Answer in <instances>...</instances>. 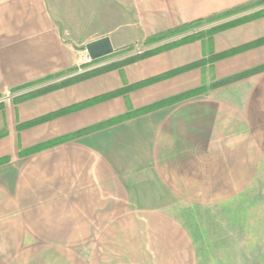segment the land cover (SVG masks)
I'll return each mask as SVG.
<instances>
[{
    "label": "crops",
    "instance_id": "0c3cea01",
    "mask_svg": "<svg viewBox=\"0 0 264 264\" xmlns=\"http://www.w3.org/2000/svg\"><path fill=\"white\" fill-rule=\"evenodd\" d=\"M254 1L0 0V98L19 95L0 109V264H264V71L30 152L195 91L202 68L45 119L264 39V16L67 83L89 68L85 45ZM212 66L218 80L261 68L264 44Z\"/></svg>",
    "mask_w": 264,
    "mask_h": 264
},
{
    "label": "trees",
    "instance_id": "16d2710c",
    "mask_svg": "<svg viewBox=\"0 0 264 264\" xmlns=\"http://www.w3.org/2000/svg\"><path fill=\"white\" fill-rule=\"evenodd\" d=\"M264 4V0H257V1H254L252 3H249L247 5H244V6H240V7H237V8H234L232 10H229V11H225L223 13H220V14H216V15H213V16H209L205 19H200V20H197V21H193L191 23H187V24H183L177 28H174L172 30H168L167 32H164V33H161V34H158V35H155L153 37H150L148 38L145 42L146 43H154V42H157V41H160V40H165V39H168V38H171V37H175V36H180V35H183V37H181V39H178L177 41H174V42H171L170 44H167L159 49H157V51L155 50L154 53H157V52H162V51H166V50H169V49H172V48H175V47H178V46H181V45H184V44H187L189 42H193V41H211V39L213 38V36L219 32H222V31H225V30H228L229 28H232V27H236L238 25H241V24H244L246 22H249L251 20H254V19H257V18H260V17H263L264 16V7H259L253 14H249V15H244L242 17H239V18H236L234 20H231L227 23H224V24H220V25H217L216 26H213V27H210V28H205L204 29H198V28H201V27H204L205 25L207 24H210V23H214L216 22L218 19H220L221 17H225V16H230V15H233V14H237L239 12H242L246 9H250L252 7H256V6H260V5H263ZM194 29H198V31H196L195 33H188L190 32L191 30H194ZM264 44V39H260L259 41L253 43V44H250V45H247V46H244V47H240V48H237V49H233V50H230L227 51V52H223V53H220V54H216V55H212L210 57V62L213 63V62H216L220 59H223V58H226V57H229L235 53H239L246 49H249V48H252L254 46H259V45H263ZM152 53H149L147 55H150ZM143 57H132L131 59H128L127 61L123 62L121 65H115V67L113 68H107L106 66L103 67V69H95V70H91L87 73H84L83 75L81 76H78V77H72L71 79L67 80V83H70V82H75V81H79V80H85L86 78H89V77H93V76H96L100 73H103V72H106V71H109V70H112V69H115V68H118L116 70H120L122 67L126 66L127 64H130L132 62H135L136 60L138 59H141ZM205 64V61L204 59L195 63L194 65H189V66H185L184 68L182 69H178V70H175V71H171L169 73H166L164 75H161L159 76L158 78H155V79H152V80H146L144 82H141V83H138V84H135V85H132V86H129V87H126L124 89H122V91H116V92H112V93H108V94H104L102 96H99L97 98H94V99H91V100H88L77 106H74V108H70L68 110H64V111H60L58 113H55V114H51L49 115L48 117H46L45 119L47 120H50L56 116H60V115H63L67 112H71V111H75V110H79V109H82V108H86L88 106H93L95 104L98 105V103H101V102H104V101H107V100H110L112 98H115L117 96H121L123 95L124 93H127L129 91H134L136 89H139V88H142L144 86H147V85H150L154 82H157V81H160V80H163V79H167L170 77H173V76H176L182 72H186V71H189V70H192V69H196V68H202L203 65ZM261 71H264V66L261 67V68H258V69H255V70H252L250 72H245V73H241L239 75H236V76H233V77H230L228 79H225L223 81H221L220 83H217L215 85H212L211 87H209V89H213L217 86H223V85H226L228 83H231L233 81H236V80H239V79H242L246 76H250L252 74H255L257 72H261ZM52 88V87H51ZM49 88V89H51ZM47 89V90H49ZM205 89L203 87L201 88H198V89H195L192 90V91H189L183 95H180V96H177V97H173L171 99H167L165 101H162V102H159V104H153L151 106H148V107H145V108H142V109H139V110H135V111H132L130 113H128L127 115L123 116L122 117H119V118H114L112 120H109L107 122H104V123H101L99 125H96V126H93V127H90V128H87L84 129V130H81V131H77L71 135H68L66 137H63V138H59V139H56V140H53L48 143H45L43 145H39L38 147L32 149L30 152L33 153V152H37V151H40V150H43V149H46V148H49V147H52L54 145H58V144H63V142H66V141H69V140H73V139H76L78 137H81V136H84L86 134H89V133H92L94 131H99L101 129H104V128H107L109 126H112V125H115V124H118V123H121L125 120H128L132 117L135 118V116H139V115H143V114H146L152 110H155V109H158V108H162L164 106H168L172 103H175V102H178V101H181V100H184V99H187V98H190V97H193V96H196V95H199L201 93H204L206 91H204ZM36 93H28L25 95V97H31V96H34ZM31 124H35L34 123H31ZM29 124V125H31ZM29 125H23L22 127H26V126H29ZM4 136V133L0 134V138ZM5 162V160H1L0 161V164Z\"/></svg>",
    "mask_w": 264,
    "mask_h": 264
},
{
    "label": "rangeland",
    "instance_id": "374dc122",
    "mask_svg": "<svg viewBox=\"0 0 264 264\" xmlns=\"http://www.w3.org/2000/svg\"><path fill=\"white\" fill-rule=\"evenodd\" d=\"M259 7H264V4L260 5V6L253 7V9L251 7L250 9H246V10H244L242 12L237 13V14L221 17L216 22L207 24L204 27H201V28H198V29L199 30L200 29H204L205 30V28L207 29V28H210V27H213V26L217 27V25L227 23V22H229L231 20H234L236 18L242 17L244 15L253 14ZM198 29L191 30L188 33H192V32L195 33L196 31H198ZM183 36H184V34L180 35V36L171 37V38H168V39H165V40H160V41H157V42H154V43H146L145 42L147 40L146 39V40H143L141 42L128 44L125 47H122V48H119V49H114V53L112 55H110L108 57H105L103 59H100L98 61H94L93 62L90 59H88L87 60L88 62L85 64L86 66H83V67L81 66V68L89 67L88 69L95 70V69H101V68L103 69V67L106 66L109 69V68L115 67V65H118V64L121 65L123 62L127 61L128 59H131L132 57H139L140 56V57H143L141 59H144L146 57H150V56H152L154 54L160 53V52L154 53V51L155 50L157 51V49H159V48H161V47H163V46H165L167 44H170L171 42H174V41H177L178 39H181V37H183ZM149 53H152V54L147 55ZM210 57L211 56L207 55V57L204 58L205 64L202 67V69H203V78L202 79H203L204 84L201 87H203L205 89L204 91L209 90V87H211L212 85H215V84L220 83L221 81H223V80H218V78H217L218 76L215 73V68H214V66H212L213 63H215V62L211 63L210 62ZM138 60H140V59H138ZM115 69H118V68H115ZM115 69H112V70H115ZM91 70H89V71H91ZM74 74L75 73H73V75ZM78 76H81V75H77V76H73V77H78ZM63 79H64L63 77L54 78V79L48 80V82L46 81L45 83L51 84L53 82H58V81L59 82L60 81L63 82ZM38 86H40V85H38ZM38 89L39 88L34 86L29 91L34 94L35 92L38 91ZM25 92H28V90H26L24 92L23 91H19L18 93H20V95L21 94L25 95L24 94ZM23 95H21V96H23ZM16 96H19V95L17 93H15V92H11V93H9L7 95L2 96L0 98V100L5 99L6 97H11L10 98L11 100L8 99V100L3 101V102L1 101L0 102V109L2 108V104H7V103L12 102L14 100L13 97H16Z\"/></svg>",
    "mask_w": 264,
    "mask_h": 264
},
{
    "label": "water",
    "instance_id": "95a60500",
    "mask_svg": "<svg viewBox=\"0 0 264 264\" xmlns=\"http://www.w3.org/2000/svg\"><path fill=\"white\" fill-rule=\"evenodd\" d=\"M110 44L109 38L104 37L85 45V51L89 57L88 59L94 62L112 55L114 53V48Z\"/></svg>",
    "mask_w": 264,
    "mask_h": 264
},
{
    "label": "built area",
    "instance_id": "2783aa9c",
    "mask_svg": "<svg viewBox=\"0 0 264 264\" xmlns=\"http://www.w3.org/2000/svg\"><path fill=\"white\" fill-rule=\"evenodd\" d=\"M89 70H91V69H83V70H78L77 72H76V75L75 76H77V75H82V74H84V72L86 73V72H89ZM11 97H6L5 99H2V100H0V102L2 101H6V100H8V99H10Z\"/></svg>",
    "mask_w": 264,
    "mask_h": 264
}]
</instances>
